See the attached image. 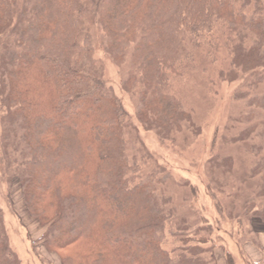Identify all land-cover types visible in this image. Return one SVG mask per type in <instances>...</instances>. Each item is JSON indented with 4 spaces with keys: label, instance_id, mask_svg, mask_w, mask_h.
I'll return each instance as SVG.
<instances>
[{
    "label": "trees",
    "instance_id": "1",
    "mask_svg": "<svg viewBox=\"0 0 264 264\" xmlns=\"http://www.w3.org/2000/svg\"><path fill=\"white\" fill-rule=\"evenodd\" d=\"M97 26L115 63L131 59L126 86L138 89L139 121L169 137L193 124L170 92L171 75L216 29L235 35L233 80L264 70V0H0V34L12 38L0 50L10 179H19L30 215L45 227V248L63 264H208L200 247L163 246L171 210L155 186L134 182L127 136L138 128L102 80ZM237 99L250 110L236 141H251L258 179L254 197L228 216L240 226L246 217L254 231L253 219L264 221V92ZM0 264H21L1 207Z\"/></svg>",
    "mask_w": 264,
    "mask_h": 264
},
{
    "label": "rangeland",
    "instance_id": "2",
    "mask_svg": "<svg viewBox=\"0 0 264 264\" xmlns=\"http://www.w3.org/2000/svg\"><path fill=\"white\" fill-rule=\"evenodd\" d=\"M94 32V58L101 67L102 80L138 128L135 136H127L138 165L134 182L155 186L171 210L163 246L168 250L200 247L208 264H228L226 253L231 254L233 264H249L242 254L244 245H259L260 236L254 227L249 231L246 217L240 226V221L228 216L231 209L239 210L254 197L258 179L250 175L256 160L251 141H236L246 126L241 119L250 110L237 97L247 91L264 92V82H257L264 81V70L240 73L233 80V74L228 73L235 35L226 28L216 29L209 41L189 50V57L179 62L177 72L171 75L170 92L182 102L193 124L164 137L138 119V89L126 86L133 69L130 57L115 63L106 53L103 31L97 26ZM11 41L8 33L0 34V50ZM5 113L0 96V207L10 245L21 264H63L57 253L42 244L45 227L30 215L19 179H10L15 155L2 121ZM256 219L264 222L258 217L253 221ZM182 235L187 242L180 241ZM202 239L207 241L200 245Z\"/></svg>",
    "mask_w": 264,
    "mask_h": 264
},
{
    "label": "crops",
    "instance_id": "3",
    "mask_svg": "<svg viewBox=\"0 0 264 264\" xmlns=\"http://www.w3.org/2000/svg\"><path fill=\"white\" fill-rule=\"evenodd\" d=\"M254 230L260 236V244H246L242 254L248 258L249 264H264V222L259 219L253 221Z\"/></svg>",
    "mask_w": 264,
    "mask_h": 264
}]
</instances>
